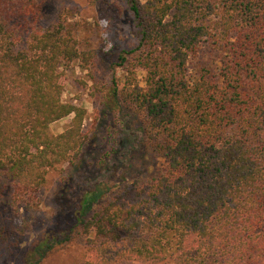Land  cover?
I'll return each instance as SVG.
<instances>
[{
	"label": "trees",
	"instance_id": "obj_1",
	"mask_svg": "<svg viewBox=\"0 0 264 264\" xmlns=\"http://www.w3.org/2000/svg\"><path fill=\"white\" fill-rule=\"evenodd\" d=\"M44 1L0 0V250L23 243L48 171L83 154L86 111L63 101L59 69L92 55L61 25H37ZM121 1L138 43L119 53L103 104L138 144L114 141L70 205L74 226L26 264L74 230L89 237L86 264H264V0ZM149 151L164 163L131 179Z\"/></svg>",
	"mask_w": 264,
	"mask_h": 264
},
{
	"label": "rangeland",
	"instance_id": "obj_2",
	"mask_svg": "<svg viewBox=\"0 0 264 264\" xmlns=\"http://www.w3.org/2000/svg\"><path fill=\"white\" fill-rule=\"evenodd\" d=\"M124 6L121 0H46L42 4L37 25L43 28L61 25L65 32H70L77 39L82 53L92 55L88 62L82 56L59 69L63 101L86 111L82 126L84 148L81 160H76L75 165L65 164L48 171L39 192L41 205L34 211L23 213L25 218L20 220L25 229L23 243L12 249L0 250V264H26L37 243L53 231L73 227V199L90 180L100 175V167L97 166L100 158L121 137L132 145L138 144V133L123 127L128 118L117 115L103 104L113 76L119 78L124 75L123 70L115 66L119 53L134 48L138 43L133 34L132 16ZM139 74L142 79V71ZM72 119L73 115L54 123L52 133L64 132ZM133 125L137 127L139 121L135 120ZM163 163L159 154L150 151L138 155L133 161L131 179L139 175L149 177ZM68 178L71 182L67 193L61 195ZM8 190L3 200H8ZM3 205L4 202H0V209ZM88 240L89 237L74 230L71 241L55 250L42 264H86L92 258Z\"/></svg>",
	"mask_w": 264,
	"mask_h": 264
}]
</instances>
